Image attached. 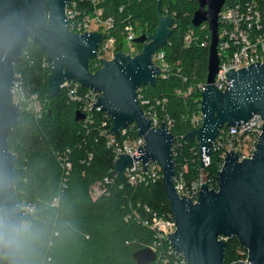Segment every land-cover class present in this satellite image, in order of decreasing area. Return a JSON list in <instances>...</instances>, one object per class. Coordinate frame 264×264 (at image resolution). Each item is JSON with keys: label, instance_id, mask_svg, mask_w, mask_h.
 I'll use <instances>...</instances> for the list:
<instances>
[{"label": "water", "instance_id": "95a60500", "mask_svg": "<svg viewBox=\"0 0 264 264\" xmlns=\"http://www.w3.org/2000/svg\"><path fill=\"white\" fill-rule=\"evenodd\" d=\"M70 0H0V240L6 244L9 264H28L22 256L17 232L31 222L35 214L20 207L14 190L15 158L7 140L19 120L20 104L13 103L15 81L13 65L21 58L29 39L46 55L50 73L46 93L55 96L65 81L74 80L81 86L100 93L90 110H99L112 121L110 134L117 137L122 129L134 124L137 134L145 141L137 153L120 155L114 163V173L122 181L123 169L140 160L143 171L146 163L156 162L162 171V184L169 202L176 229L167 234L172 250L181 255L185 264H223L226 241L236 237L245 250L247 262L264 264V63L226 72L228 85L224 92L211 83L218 70V17L225 0H196L197 9L191 25L206 23L210 34L207 58L206 89L202 92L200 128L186 134L197 142L200 153L209 155L212 142L224 126L249 120L258 113L263 121L252 159L237 161L232 150L226 156L221 172L217 171L218 191L201 185L197 203L173 189V136L164 122L158 129L150 128L137 101V89L153 86L159 68L152 54L165 45L171 35L173 20L163 16L157 6V26L151 34L140 35L134 43L142 51L134 56L117 52L110 61L100 59L102 67L92 73L89 63L96 57L102 36L99 33L69 32L65 7ZM80 111L74 112V122L85 120ZM166 241V240H165ZM167 242V241H166ZM135 264H152L156 260L150 248L133 254ZM232 264H245L237 261Z\"/></svg>", "mask_w": 264, "mask_h": 264}, {"label": "trees", "instance_id": "16d2710c", "mask_svg": "<svg viewBox=\"0 0 264 264\" xmlns=\"http://www.w3.org/2000/svg\"><path fill=\"white\" fill-rule=\"evenodd\" d=\"M158 5L161 13L174 14L165 47L167 60L180 61L183 75L189 80L193 76L204 80L207 48H181L182 35L191 28L197 9L196 0H105L104 15L113 16L116 21L120 41L117 52H122L119 33L127 23L141 33L154 31ZM135 46L140 52L142 46ZM46 61V55L29 39L21 58L13 65L15 78L25 94H37L43 104L40 118L21 109L18 124L7 140L15 158L13 182L18 203L35 214L17 232L20 252L28 264H135L133 254L156 240L141 222L152 220L142 205L159 215L171 214L162 179L133 188L117 177L112 150L102 135V130L111 126L109 117L92 111L84 121L75 123L78 103L70 101L67 89L62 88L53 97L46 93L50 73ZM94 61L89 63L90 71ZM182 87L179 76L157 79L153 86L144 87L151 97L168 98L166 112L175 120L172 134L189 133L193 128L188 118L198 109L192 98L175 96L174 91ZM185 115L188 118L183 119ZM102 122H107L106 127L101 126ZM95 185L101 193L93 196ZM244 252L236 237L228 239L223 264L237 262L244 258ZM157 255V262L152 264H183L167 244ZM0 264H9L2 240Z\"/></svg>", "mask_w": 264, "mask_h": 264}, {"label": "built area", "instance_id": "2783aa9c", "mask_svg": "<svg viewBox=\"0 0 264 264\" xmlns=\"http://www.w3.org/2000/svg\"><path fill=\"white\" fill-rule=\"evenodd\" d=\"M104 1L70 0L69 6L65 7L69 32L75 34H83L84 32L99 33L103 37L102 42L97 48L92 73L102 67L100 59L110 61L114 58V55L117 53L118 43L120 42L116 35V21L114 17L104 15V6H102ZM119 12H122V10L119 9ZM161 14L170 17L174 21V14H168L167 11ZM129 19L130 16L127 17V20ZM173 25L172 23L171 30ZM134 27L129 23L123 26L121 33H119V37L122 38V44L123 41H127L137 45L134 43L135 38L142 34L148 35L141 32L136 35V28ZM205 32L206 35H204ZM217 38L219 63L217 73L211 85L218 91L224 92L226 85L229 83L226 81V72L228 70L234 69L233 71H237L244 67L247 68L255 62L259 64L264 63V0H228L227 4L225 0L218 17ZM167 41L168 39L164 46L159 47L152 54L151 60L153 65L159 68L157 79L168 80L172 76L180 77L183 87L174 91L175 96L183 100L192 98L195 106L198 108L197 111L191 113L189 118L187 115L182 116L183 119H189L193 128L191 131H193L200 128L203 123L201 98L202 92L208 85L206 77L204 80H199L193 76L189 80L188 77L184 76L181 62L176 61L171 63L166 58L165 47L168 43ZM209 42L210 34L206 23H202L196 28L191 25V28L187 29L182 35L181 48L198 47L207 48L208 50ZM140 52L137 51L134 54L123 53L134 56ZM106 53H110L109 58H105ZM46 63L49 66L47 61ZM146 86H141L137 89V101L150 124V128L158 129L161 127V123L164 122L165 129L168 133L172 134L171 131L174 129L175 120L166 112L168 98L166 96L151 97L144 89ZM62 88L67 89L70 101L78 103L77 110L84 114L86 118L92 111H100L99 108L90 110L94 101L100 97V93L87 89L74 80L65 81L61 86ZM12 99L13 103L20 104V109H24V111L30 113L34 118H40L42 111L38 95L25 94L21 82L17 81L16 78L12 88ZM106 124L107 122H102L101 126L106 127ZM262 124L263 121L260 115L256 113L249 120L236 124L234 127H222L211 144L209 155H202L203 166L200 164V153L197 142L195 140H187L186 134H172V161L174 167L172 183L177 197L182 199V196H184L190 199L191 203H197L202 184H205L208 190L212 189L214 192H217V171L220 173L224 165L225 151L229 154V151L232 150L236 154L238 162H241L243 158L252 159L259 136L262 133ZM111 126L109 129L102 130V135L106 138L107 147L112 150L114 163L119 159L120 155L133 157L139 147L145 146V141L142 137L138 136L134 124L122 129L117 137L110 134L109 130ZM191 142L192 146H190ZM131 164L132 166H127L123 169L122 174L123 180L133 188L139 186L146 187L153 184L156 180L162 179L161 168L156 162L149 160L146 163L145 171H143L140 160L133 161ZM93 189L94 187L92 191ZM99 193L101 192L97 187V192L93 193V196ZM142 206L144 212L152 216L151 221L143 219L141 222L153 232L154 239H156L155 243L148 247L156 255V260L153 262L156 263L158 259L157 254L162 251L164 244H167L170 248L168 236L166 235L175 232V220L172 214L159 215L148 208V206ZM221 239L226 242L228 240L223 237H220L218 240L220 241ZM245 252L242 253L245 255L244 258L238 261L250 264L247 262V250ZM179 256L181 257V255ZM182 261L185 264L183 258Z\"/></svg>", "mask_w": 264, "mask_h": 264}, {"label": "rangeland", "instance_id": "374dc122", "mask_svg": "<svg viewBox=\"0 0 264 264\" xmlns=\"http://www.w3.org/2000/svg\"><path fill=\"white\" fill-rule=\"evenodd\" d=\"M140 33V29H136V32L135 34H139ZM138 50H137V47L132 44V43H129L127 41H123V44H122V52H125V53H136ZM110 56V53H106L105 55V58H109ZM40 100V99H39ZM40 105H41V111H42V108H43V104L42 102L40 101ZM97 192V185L94 186V189H93V193H96Z\"/></svg>", "mask_w": 264, "mask_h": 264}]
</instances>
